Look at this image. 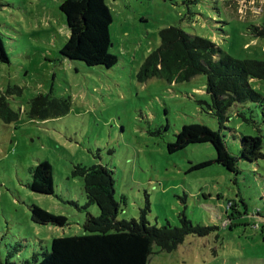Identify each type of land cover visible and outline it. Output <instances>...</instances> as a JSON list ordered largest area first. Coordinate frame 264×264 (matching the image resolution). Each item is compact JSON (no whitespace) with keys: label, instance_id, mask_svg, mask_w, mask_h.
<instances>
[{"label":"rangeland","instance_id":"rangeland-1","mask_svg":"<svg viewBox=\"0 0 264 264\" xmlns=\"http://www.w3.org/2000/svg\"><path fill=\"white\" fill-rule=\"evenodd\" d=\"M62 0H0V36L8 61H0V94L19 111L12 123L0 119V264L39 261L53 237L83 234L86 205L83 178L75 164H102L114 177L116 218H139L147 208L151 225H178L184 214L210 226L204 236L187 235L170 252L156 245L148 264H264V157L240 159L236 171L215 161L211 143H190L169 152L167 143L183 124L202 123L222 136L226 149L240 152L243 134L261 135L260 107L219 125L205 103V76L168 83L136 73L160 41L158 30L179 25L216 42L236 58L264 59V38L247 27L264 23V0H105L112 15L109 51L115 65L88 66L60 54L67 39ZM264 94V80L253 83ZM69 97L70 110L59 117L30 119L27 101L38 93ZM47 160L53 168L51 194L29 189L30 167ZM210 163L195 168L198 163ZM37 205L67 219L62 226L33 221ZM225 223V226H224Z\"/></svg>","mask_w":264,"mask_h":264},{"label":"trees","instance_id":"trees-1","mask_svg":"<svg viewBox=\"0 0 264 264\" xmlns=\"http://www.w3.org/2000/svg\"><path fill=\"white\" fill-rule=\"evenodd\" d=\"M65 16L67 39L60 54L71 60H80L88 66L115 65L117 56L109 51L111 46L109 26L112 15L105 0H62L59 5ZM253 37L264 38V23L247 27ZM159 45L144 58L136 73L138 82L161 78L168 83L188 81L203 74L205 103L219 123L229 120L232 106L240 107L235 115L244 121L254 122L245 111L254 105L260 107L264 122V94L253 85L264 80V59L236 58L223 50L216 42L185 31L179 25H168L158 30ZM8 54L0 36V61L7 62ZM21 89L9 87L0 94V119L5 123L18 120L19 110L8 103V96L20 95ZM26 114L30 119L45 120L66 114L71 107L69 97L51 92L38 93L28 101ZM240 152L236 157L228 152L220 133L202 123L183 124L167 143L169 152H175L190 143L209 142L215 150V161L230 171H236L237 161H255L264 157L262 136L243 134ZM210 161L195 165L202 167ZM73 175L83 178L86 205L96 204L99 215L86 213L82 224L83 234L53 237L50 250L42 253L37 261L24 260L22 264H148L152 247L172 251L187 235L204 236L210 226L194 224L184 214L178 215L179 224L151 225L146 219L147 208L141 209L139 218H116L119 204L114 198V177L111 169L102 164L84 166L75 164ZM28 187L33 192L51 194L54 190L53 168L47 160H40L30 167ZM33 221L62 226L67 219L62 215L37 206H31Z\"/></svg>","mask_w":264,"mask_h":264},{"label":"built area","instance_id":"built-area-1","mask_svg":"<svg viewBox=\"0 0 264 264\" xmlns=\"http://www.w3.org/2000/svg\"><path fill=\"white\" fill-rule=\"evenodd\" d=\"M224 226H225V223H224Z\"/></svg>","mask_w":264,"mask_h":264}]
</instances>
